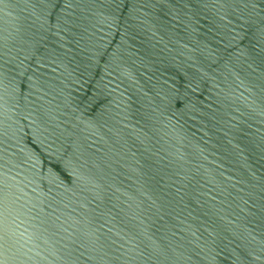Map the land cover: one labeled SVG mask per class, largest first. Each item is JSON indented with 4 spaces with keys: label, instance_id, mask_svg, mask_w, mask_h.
Wrapping results in <instances>:
<instances>
[{
    "label": "water",
    "instance_id": "1",
    "mask_svg": "<svg viewBox=\"0 0 264 264\" xmlns=\"http://www.w3.org/2000/svg\"><path fill=\"white\" fill-rule=\"evenodd\" d=\"M0 264H264V0H0Z\"/></svg>",
    "mask_w": 264,
    "mask_h": 264
}]
</instances>
